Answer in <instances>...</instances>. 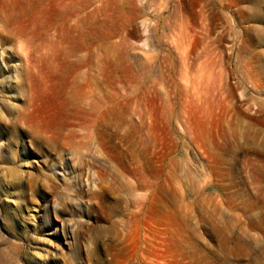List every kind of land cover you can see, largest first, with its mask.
Returning <instances> with one entry per match:
<instances>
[{
  "label": "rangeland",
  "instance_id": "rangeland-1",
  "mask_svg": "<svg viewBox=\"0 0 264 264\" xmlns=\"http://www.w3.org/2000/svg\"><path fill=\"white\" fill-rule=\"evenodd\" d=\"M216 263L264 264V0H0V264Z\"/></svg>",
  "mask_w": 264,
  "mask_h": 264
},
{
  "label": "bare ground",
  "instance_id": "bare-ground-1",
  "mask_svg": "<svg viewBox=\"0 0 264 264\" xmlns=\"http://www.w3.org/2000/svg\"><path fill=\"white\" fill-rule=\"evenodd\" d=\"M253 137H254V136H253ZM253 141H255V140H253ZM241 148H242V147H241ZM256 162H257V161H256ZM250 168H251V167H250ZM253 172H254V171H253ZM253 178H254V177H253ZM252 181H253V180H252ZM253 182H254V181H253ZM249 222H250V221H249ZM243 224H244V223H243ZM223 234H224V233H223ZM155 246H156V245H153V246H151V248H152V247L155 248ZM156 247H157V246H156ZM226 248H227V247H226ZM152 249H153V248H152ZM37 256H38V255H37ZM168 257H169V256H168ZM159 259H160V258H159ZM155 260H156V259H155ZM16 261H18V260H16ZM148 261H149V260H148ZM6 263H7V262H6ZM8 263H9V262H8ZM216 264H217V263H216Z\"/></svg>",
  "mask_w": 264,
  "mask_h": 264
}]
</instances>
